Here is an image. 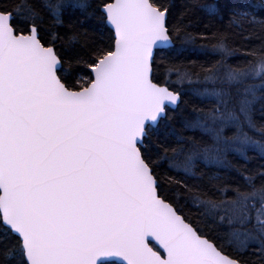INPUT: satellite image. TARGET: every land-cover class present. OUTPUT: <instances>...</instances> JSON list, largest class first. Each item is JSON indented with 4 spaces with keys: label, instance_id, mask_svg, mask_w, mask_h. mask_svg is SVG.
I'll return each mask as SVG.
<instances>
[{
    "label": "snow or ice",
    "instance_id": "1",
    "mask_svg": "<svg viewBox=\"0 0 264 264\" xmlns=\"http://www.w3.org/2000/svg\"><path fill=\"white\" fill-rule=\"evenodd\" d=\"M0 264H264V0H0Z\"/></svg>",
    "mask_w": 264,
    "mask_h": 264
},
{
    "label": "trees",
    "instance_id": "2",
    "mask_svg": "<svg viewBox=\"0 0 264 264\" xmlns=\"http://www.w3.org/2000/svg\"><path fill=\"white\" fill-rule=\"evenodd\" d=\"M257 2H258V0H257Z\"/></svg>",
    "mask_w": 264,
    "mask_h": 264
}]
</instances>
